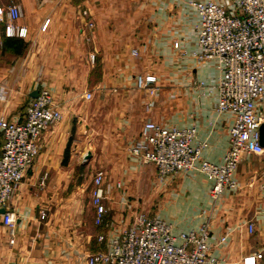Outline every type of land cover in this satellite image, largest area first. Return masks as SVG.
<instances>
[{
	"label": "crops",
	"instance_id": "0c3cea01",
	"mask_svg": "<svg viewBox=\"0 0 264 264\" xmlns=\"http://www.w3.org/2000/svg\"><path fill=\"white\" fill-rule=\"evenodd\" d=\"M190 1L207 0H12L21 8L13 23L27 33L6 36L9 19H0V117L22 121L33 92L42 88L63 116L40 136L39 151L12 195L13 244L0 212V264H83L88 253L103 248L98 234L123 229L138 212L168 222L174 234L206 223L210 255L228 264L264 253V151L246 155L234 172L238 187L215 198L201 171L161 181L154 164L129 152L143 123L154 121L195 127L192 146L206 144L201 158L223 161L231 119L216 110L221 70L195 56L200 17ZM211 1L228 9L235 3ZM10 3L0 0V7ZM15 40L24 43L20 52L12 47ZM148 74L155 76L153 97L136 83ZM256 114L264 121V97ZM96 169L104 171L107 210L100 225L91 198L83 214L76 189L86 178L92 183Z\"/></svg>",
	"mask_w": 264,
	"mask_h": 264
},
{
	"label": "built area",
	"instance_id": "2783aa9c",
	"mask_svg": "<svg viewBox=\"0 0 264 264\" xmlns=\"http://www.w3.org/2000/svg\"><path fill=\"white\" fill-rule=\"evenodd\" d=\"M10 1L6 10L0 7V19L4 14L9 19L4 33L24 38L26 28L13 23L21 16V8ZM189 4L196 8L200 17L197 26L200 51L195 56L200 61H215L221 70L215 85L216 110L228 113L231 119L229 144L223 161L216 164L201 158V150L206 144L200 142L192 146L195 127H165L154 121L143 123L139 139L129 152L154 164L161 181L181 171H201L212 181L210 194L215 198L226 188L238 187L233 176L246 155L264 151L259 131L264 121L256 114L257 103L264 97V0H235L233 9L211 0L190 1ZM82 14L88 15V11L83 10ZM48 23L49 19H46L41 30H45ZM86 26L92 30L93 22L87 21ZM173 46L177 47L178 42ZM94 59L95 55L91 54L90 60L93 62ZM154 82L152 74L136 78L137 86L146 88L149 97L155 95ZM62 116L50 91L42 88L28 103L22 121L0 117L3 139L0 147V209H4L2 223L8 229L9 244L15 241L16 215L10 206L12 195L39 151L40 136ZM103 179L104 171L98 169L91 188L96 225L103 223L107 211L102 202L105 197ZM40 216L44 218L45 214ZM246 228L249 232L254 231V223L248 221ZM209 233L208 225L203 223L196 230L174 234L168 222L138 212L123 229L98 234L97 241L104 246L88 253L83 264H228L210 255ZM224 240L222 236L220 242ZM261 260H264V253L255 251L242 256L240 264H260Z\"/></svg>",
	"mask_w": 264,
	"mask_h": 264
},
{
	"label": "rangeland",
	"instance_id": "374dc122",
	"mask_svg": "<svg viewBox=\"0 0 264 264\" xmlns=\"http://www.w3.org/2000/svg\"><path fill=\"white\" fill-rule=\"evenodd\" d=\"M91 188H92V183L87 178H86V181L85 180L83 181L82 185H78L76 187L78 205L83 207V214H84V211H85L84 209H87L89 211V206H87V204H88V202H89V200L91 198L90 197Z\"/></svg>",
	"mask_w": 264,
	"mask_h": 264
},
{
	"label": "water",
	"instance_id": "95a60500",
	"mask_svg": "<svg viewBox=\"0 0 264 264\" xmlns=\"http://www.w3.org/2000/svg\"><path fill=\"white\" fill-rule=\"evenodd\" d=\"M37 91L35 90L33 92V97L37 96ZM259 131H260V145L264 147V123H261L260 127H259ZM0 212H4V209H0Z\"/></svg>",
	"mask_w": 264,
	"mask_h": 264
},
{
	"label": "trees",
	"instance_id": "16d2710c",
	"mask_svg": "<svg viewBox=\"0 0 264 264\" xmlns=\"http://www.w3.org/2000/svg\"><path fill=\"white\" fill-rule=\"evenodd\" d=\"M12 47H13L15 52H20L22 50V48L24 47V43L20 40H15L12 43Z\"/></svg>",
	"mask_w": 264,
	"mask_h": 264
}]
</instances>
